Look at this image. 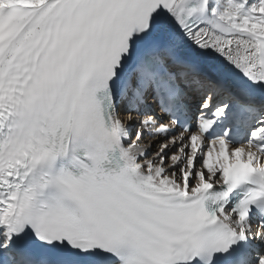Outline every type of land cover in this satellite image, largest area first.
<instances>
[{
    "label": "snow or ice",
    "instance_id": "obj_1",
    "mask_svg": "<svg viewBox=\"0 0 264 264\" xmlns=\"http://www.w3.org/2000/svg\"><path fill=\"white\" fill-rule=\"evenodd\" d=\"M0 264H264V0H0Z\"/></svg>",
    "mask_w": 264,
    "mask_h": 264
}]
</instances>
